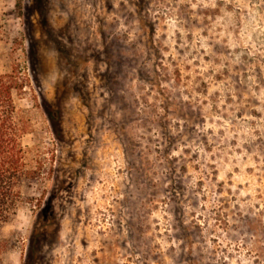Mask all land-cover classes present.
<instances>
[{
    "label": "rangeland",
    "instance_id": "rangeland-1",
    "mask_svg": "<svg viewBox=\"0 0 264 264\" xmlns=\"http://www.w3.org/2000/svg\"><path fill=\"white\" fill-rule=\"evenodd\" d=\"M0 10L39 170L4 264H264V0Z\"/></svg>",
    "mask_w": 264,
    "mask_h": 264
},
{
    "label": "trees",
    "instance_id": "trees-1",
    "mask_svg": "<svg viewBox=\"0 0 264 264\" xmlns=\"http://www.w3.org/2000/svg\"><path fill=\"white\" fill-rule=\"evenodd\" d=\"M5 24V13L0 10V40L6 33ZM22 88L17 75L0 72V264H4L8 248L2 229L32 199L25 190L39 174L38 168L31 166L23 142L28 126L16 100Z\"/></svg>",
    "mask_w": 264,
    "mask_h": 264
}]
</instances>
